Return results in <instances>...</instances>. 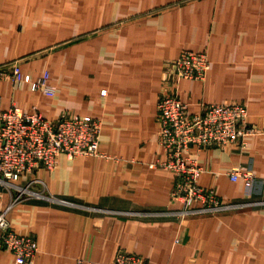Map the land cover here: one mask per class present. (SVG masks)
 <instances>
[{
	"label": "crops",
	"instance_id": "1",
	"mask_svg": "<svg viewBox=\"0 0 264 264\" xmlns=\"http://www.w3.org/2000/svg\"><path fill=\"white\" fill-rule=\"evenodd\" d=\"M185 49L211 60L205 79L179 82L191 112L243 101L255 131L243 146L190 150L200 183L242 207L182 218L153 212L176 207L175 174L156 164L166 158L157 112L165 62ZM9 62L24 80L0 82L3 108L103 122L105 155L61 154L35 172L72 204L25 198L9 212L13 228L38 241L33 264L109 261L120 248L155 264H264V0H0V64ZM45 71L54 94L32 88ZM236 166L254 172L250 187L231 178ZM13 196L0 184V211ZM0 264L19 263L0 247Z\"/></svg>",
	"mask_w": 264,
	"mask_h": 264
},
{
	"label": "built area",
	"instance_id": "2",
	"mask_svg": "<svg viewBox=\"0 0 264 264\" xmlns=\"http://www.w3.org/2000/svg\"><path fill=\"white\" fill-rule=\"evenodd\" d=\"M162 90L158 100L157 120L159 142L166 158L156 164L175 174L171 200L176 207L153 212L186 218L193 215L242 207L243 204L223 201L212 187L200 183L203 167L190 153L207 147L245 144L247 134L255 131L248 124L249 109L243 101L204 103L199 112H191L181 99L179 82L184 79H205L211 68L206 51L185 49L165 62ZM45 71L32 84L34 90L54 94ZM9 80L20 84L24 72L19 62L0 64V82ZM106 93L105 91L103 92ZM103 122L99 118L64 112L56 119L46 117L37 107L27 110L13 103L8 108L0 104V184L13 192L11 203L0 211V247L12 251L19 264H33L39 252L35 236L16 231L9 219L12 206L25 198H41L64 204L72 202L47 191L45 183L35 175L38 168L53 169L58 157L105 155L100 149ZM31 176L21 182L24 176ZM233 180L242 177L250 187L255 175L241 166L233 168ZM73 264H155L137 252L120 248L113 259L100 261L77 257Z\"/></svg>",
	"mask_w": 264,
	"mask_h": 264
}]
</instances>
